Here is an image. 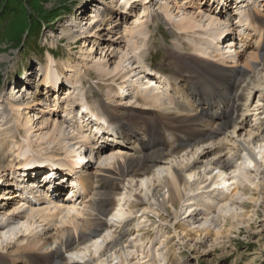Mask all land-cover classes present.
Returning <instances> with one entry per match:
<instances>
[{"label":"bare ground","instance_id":"1","mask_svg":"<svg viewBox=\"0 0 264 264\" xmlns=\"http://www.w3.org/2000/svg\"><path fill=\"white\" fill-rule=\"evenodd\" d=\"M101 1L97 5L94 4L92 11L104 9L103 12H98L91 17L87 13L81 19V22H85V26H89L88 32L82 31L83 34H80L78 30L79 35H74L71 30L66 31L64 39L75 41L92 31L98 34L99 29L111 21L116 11L128 15L139 3L143 5L142 14L136 16L140 24L130 31V45L116 51L117 56L110 58L115 53L114 50L110 55L107 53L98 59L94 57L97 60L93 62V65L100 80L113 79V82H116L118 77L122 80L118 87L120 91L125 88V91L118 95L119 100L115 102V106L97 101L99 107L96 110L90 104L87 95H79L78 101H70L71 103L66 104L67 110L63 112V120L61 116L54 113L52 117V113H49L50 116L44 119L42 124L39 123L44 127L38 130V132L41 131L40 133L34 132L35 119L25 118V136L18 141L17 133L19 128L23 127L20 122L25 111L32 109L37 101L40 102L38 106L43 105V100L35 99V96L24 97L20 101L9 100L6 99L7 94L0 91L2 107L0 112L2 121L0 125V187L12 185V183L15 186V182L19 181L16 179L19 171L25 178L22 184L35 186L30 181L32 175L25 177L24 173H27L30 168H44L46 164L50 166L49 170H55L53 167L60 166L70 174L77 173L76 181H74L77 184L73 185L81 187L78 191L69 189L68 198L61 203H56L52 199L53 195L48 194L53 189V185L50 187V183L45 182L42 183L41 191L36 192L39 195L38 205L20 201L16 205L13 203L14 207L11 209L0 208V240L2 231L13 225L19 227V239L14 244L7 242L5 247L0 246V264H77L76 259L65 261L64 253L91 242L99 237V233L104 228H109V221L105 218L114 210L119 211V204H117L119 200L115 202L114 199L126 193L125 185L123 186L125 180L132 179L133 182L137 178L148 176L157 165L167 162L187 147L195 145L197 147L200 143L225 135V131L231 126H235L234 133H236L247 121L242 115L241 119L237 120L236 115L240 108L239 104L245 99V92H248L252 85L257 86V75L264 73V0L247 4L245 8L234 3L233 10L237 13L234 17L237 18L236 24H233V15L229 11L233 0L220 1L223 4L221 11L204 5L202 8L196 6L198 12L184 11L181 6H172L169 1L161 4L159 3L161 0H157L156 6L160 14L162 13L168 24L175 26L177 30L175 47L167 53L168 61L172 65L171 73L148 65L145 57L147 52L143 51L149 43L147 23L155 21L160 15L149 13L150 0H116L118 3L114 6L111 4L115 0ZM144 18L146 21L141 22ZM73 24L77 25V21ZM74 27L79 28V26ZM90 27H93L92 31ZM237 30H240L239 38L235 41L232 35ZM224 36L230 37L229 40L221 41ZM226 43L230 44L226 45ZM50 53L46 64L41 65L38 80L47 89L65 80V72H61V64ZM113 59L117 60L113 62ZM153 71L165 74L168 82L163 80L164 84L162 83L161 87L152 86L153 80L145 77L144 73L152 74ZM127 88L128 91H126ZM132 94L133 97H130ZM78 106L81 107L80 114L77 113L79 109L76 110ZM263 106L264 104L260 112L262 115H264ZM54 109L58 114V107ZM122 111L127 115L124 119L121 118ZM84 115L90 118L86 119ZM78 116H82L79 121ZM88 122L94 123L95 128L97 127L94 135H92L94 126L87 134ZM107 124L108 127L103 126ZM111 128L117 129L118 138L117 131L114 132ZM110 133H114L113 136ZM100 134L102 136L98 137ZM93 136L96 139L94 141L91 139ZM99 139L113 141L121 146L100 147ZM9 141L15 144V162L13 163L8 160ZM69 141L74 142L70 149L66 148L68 145L66 142ZM245 143L248 146L264 145V120L260 118L256 133L250 135L249 141ZM239 145L230 156L220 155L217 160H212L198 155L196 161L175 169L171 178L165 182V186L159 184L149 189V193L146 194L149 195V203L139 196L135 197L139 209L134 208L136 209L134 214L142 210L143 215H148L150 205L158 206L156 215L160 221L167 222L168 220L161 215V212L170 214V211L161 203V195L168 189L169 200L173 207H176V220L184 217L197 224L201 223V216L206 220L210 219L215 210L213 204L207 202H203V209H193L195 205L189 202L186 211L181 213L179 218V211L186 206L187 201L176 194L178 191H175L174 184L179 183L180 186L188 184L193 175L201 176L202 173L213 169L212 171L218 172L212 179L214 182L207 187H211V191L214 190L220 194L218 195L220 202L233 207L230 218L223 217L226 220H224L225 223H230L231 229L235 228L233 222L248 225L251 214L242 213L245 205L243 197L249 196L251 202H257L260 195H264V185L254 180L261 174L264 161L259 164L257 155L249 151L252 161L256 162L253 166L255 176L249 180L254 189L251 190L247 185H237L230 178L231 172L234 170L239 152L242 151L241 148L243 150L249 148L242 143ZM76 147L78 150L75 149ZM207 149L210 150V148ZM205 150L202 149L201 156L205 154L203 152ZM196 151L199 153L201 150ZM88 153L89 156H87ZM102 156L108 164L95 169L94 172L87 168L93 157L92 160L96 161ZM64 175L65 178L61 177L62 181H66V174ZM9 178L13 179L12 182ZM202 187L201 189H206ZM25 188L23 186L22 190ZM7 191L6 189L5 192ZM20 194L24 192L20 191L12 196L5 194L2 198L0 195V201L7 200L10 205L11 200L20 198ZM24 195L29 193L25 192ZM202 211L205 213L202 214ZM217 221L212 219L213 223ZM133 223V219L122 222L121 227L116 230L115 238L107 243L103 252H99L97 259L93 263L85 264H99L107 255L119 253L123 245L128 242L126 238L131 233ZM37 224L40 225L37 226ZM204 225L191 229L188 237H196L197 242L202 240L203 233L215 238L218 236L227 238L222 235L221 228L213 234L210 227ZM166 226L159 225V232H163ZM148 227L146 224L145 229ZM191 233L193 234L189 235ZM166 234L161 236L164 240H160V246L167 244ZM158 252L157 257L155 255L153 257L154 262H151L153 255L148 252L147 256L141 259L148 258V261L142 264L157 262L161 264V257L169 260L167 264H179L168 255H162L163 253L161 254L159 250Z\"/></svg>","mask_w":264,"mask_h":264},{"label":"rangeland","instance_id":"2","mask_svg":"<svg viewBox=\"0 0 264 264\" xmlns=\"http://www.w3.org/2000/svg\"><path fill=\"white\" fill-rule=\"evenodd\" d=\"M156 1L154 0V3L149 5V7L151 6L149 9L150 14H160ZM165 1L171 2L172 6H181L184 11H194L197 7L202 8L206 3L213 9H216L217 6V4L211 5L207 2L208 0H161L159 3L162 4ZM100 2L102 1L0 0V91L7 94L6 99L21 100V93L25 90L24 87H26L25 84L22 86L23 82L21 81L20 86L14 90L11 88V84H8L9 81L13 79L20 81L23 79L22 77L25 80V77H28L29 80H32L33 84L37 83L41 72L40 69L46 64L50 52L56 61L61 64V72H65V84L58 93L50 92L46 96L43 95V90L40 93H36V90L32 89L33 85L29 87L28 93L33 91V94L37 95L36 99L43 100V105L38 106L40 102L37 101L34 103L35 105L32 109L25 111L20 122L23 127H20L19 133H17L18 141L21 140L22 136H25V118L29 120L35 119L34 122L36 123L34 127L36 129L34 132L40 133L41 131L38 132V130H42L43 127L40 124L50 116L48 115L49 113H52V117L54 113L59 117L63 116V112L67 110L66 104L78 101L79 95H87L90 104L97 110L99 107L97 101L111 103L115 106V102L119 100L118 95L122 91H125V88L121 91L119 90L118 86L122 82L119 77L116 79V82H113V79L100 80L93 62L107 53L110 55L114 50L115 53L110 58L115 55L117 56L118 50L125 49L127 45H130V31L140 24L136 16L142 14L143 7L137 6L131 9L132 11L128 15H123L122 12L116 11L111 21L99 29L98 34L92 31L93 27H90V31H92L90 34L82 35V37H79L75 41L64 39L66 38L64 36L66 31L71 30L74 35H79L78 30L80 34H83L82 31L88 32L89 26H85V22H81V19L87 13H89L88 16L90 17L96 15L99 11L92 10L94 4L97 5ZM198 2L200 3L196 5ZM117 3L118 1H115L111 5L114 6ZM76 21L77 25L73 24ZM145 21L146 18L142 19L141 22ZM168 23L162 13L155 21L147 23L149 27V43L147 47L143 48V51L147 52L145 57L148 65L167 70L171 73L172 65L168 61L167 53L175 47V34L177 30L175 26ZM233 23H236V19ZM74 26H79V28H75ZM80 28L83 29L81 30ZM94 57L97 59L95 60ZM114 60L116 61L117 59H113V62ZM66 66L68 67L66 68ZM256 80H258L256 81L257 86L256 84L252 85L251 89L245 92V99L239 104L240 108L237 111L238 115H236L237 120L241 119V115L243 119H247L241 130L238 129L239 131L237 130L234 133L235 126H231L225 131V135L215 137L206 143H200L197 147L196 145L187 147L177 154V156L175 155L167 160V162L157 165L150 175L137 178L133 182L132 179L125 180L123 186L125 185L126 193L114 199L115 202L119 200L117 203L119 204V211L114 210L105 218V220L109 221V228H104L99 233V237L93 239L91 242L64 253L65 261L76 259L77 264L93 263L97 259L99 252H103L107 243L115 238L116 230L121 227L122 222L127 221V219H133L134 223L130 231L131 233L126 238L128 240L127 244L123 245V249L119 253L107 255L99 264H142L148 261V258L141 260L147 256L148 252L153 255L151 262H154L153 257L154 255L157 257L158 250L161 254L163 253L162 255H168L179 264H264V195H260V199L257 202H251L249 196L243 197L245 205L242 213H246V215L251 214V220L248 225H240L238 222H233L235 228L231 229L230 223H225L226 220L223 217L230 218L233 207L220 202V198L218 197L220 194L214 190L211 191V187H207L214 182L212 179L217 175V170L212 171L213 169H210L202 173L201 176L193 175L192 179H189L188 184H181V186L179 183L174 184L175 191H178L176 194L184 198V201H187L186 206L179 211V218L182 215L181 213L186 211L189 202L195 205L193 209H203V202H207L213 204L212 206L215 210L210 216L211 221L210 219L206 220L203 216L200 217L202 219L201 223L197 224H194L193 220L191 221L184 217L179 219L181 221L176 220V207H173L169 200L168 189L164 190L161 195V203L170 211V214L161 212V215L168 220L167 222L160 221L158 215H156L155 212H157L158 206L153 207L150 205L148 207V215H143L142 210L134 214L136 212L134 208L139 209L136 205L135 197L139 196L146 203H149V195H146L149 193V189L151 190L153 186L159 184L165 186V182L171 178L175 169H180L187 165V163L196 161L198 155L204 159L212 160H217L220 155L225 157L230 156L240 146V143L249 148L247 150L241 148L242 151L239 152L234 170L231 172V176H229L237 185H247L251 190L254 189L249 180H252L253 176H255L253 175L255 174L253 166L256 162L252 161L253 159L250 157L249 151L257 155L259 164L263 163L264 145L248 146L245 142L249 141L250 135L256 133L260 118L264 120V115L260 114L263 110L262 104H264V73L258 74ZM128 88L126 91H128ZM130 97H133V94ZM55 107L59 109L58 114L57 110L54 111ZM258 108L259 110H257ZM1 111L2 107L0 104ZM126 116V112L122 111L121 118L124 119ZM1 122L0 115V125L2 124ZM89 132L90 130L88 129L87 134ZM66 143L68 144L66 148L70 149L73 147L74 142L69 141ZM9 147L8 160L13 163L15 162V144L9 141ZM207 148H210V150ZM75 149L78 150L77 147ZM197 149L201 151L197 153ZM202 149L208 151L207 153L205 152L206 150L203 151L205 154L201 156ZM87 156H89V153ZM107 162L105 157L102 156L101 159H97L87 165V168L94 172L95 169L102 168L108 164ZM260 172L261 174L254 180L264 185V168ZM204 181L205 183H202ZM201 185L206 189H201ZM197 205L202 207H197ZM12 207H14V204L9 205L7 208L11 209ZM204 213L205 211H202V214ZM212 219H217L218 221L213 223ZM153 222H156V224H153ZM146 224L149 226L147 229H145ZM161 224L167 225L163 232H159V225ZM39 225L37 224V226ZM202 225L210 227L213 234L217 229L221 228L222 235L227 238H221L217 235L219 237L218 240L217 236L215 238L214 236H208L207 233H203L202 240L197 242L196 237H188L191 229ZM18 229L19 227L13 225L2 231L0 246L5 247L7 242L14 244L19 239ZM163 234L168 236L166 246H160L159 244L160 240H164L161 237ZM143 253L145 254L142 255ZM161 261V264H167L169 260H164L161 257Z\"/></svg>","mask_w":264,"mask_h":264}]
</instances>
